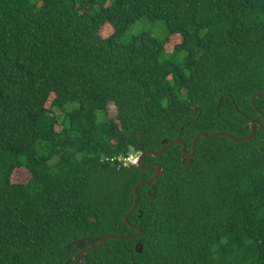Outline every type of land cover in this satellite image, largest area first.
<instances>
[{
  "label": "trees",
  "instance_id": "obj_1",
  "mask_svg": "<svg viewBox=\"0 0 264 264\" xmlns=\"http://www.w3.org/2000/svg\"><path fill=\"white\" fill-rule=\"evenodd\" d=\"M262 91L264 0H0V264H65L74 241L131 235L151 172L129 157L245 137ZM182 158L145 157L163 173L154 196L138 189L141 235L90 264H264V130Z\"/></svg>",
  "mask_w": 264,
  "mask_h": 264
},
{
  "label": "water",
  "instance_id": "obj_2",
  "mask_svg": "<svg viewBox=\"0 0 264 264\" xmlns=\"http://www.w3.org/2000/svg\"><path fill=\"white\" fill-rule=\"evenodd\" d=\"M262 97H264V91H262L261 93L253 94L251 96V105H252L253 109L256 111V113L260 116L261 120L255 119V120H252L249 122V124L247 126V129L249 130V135H247L245 137L235 138V137H233L227 133H217V134H212V135H207L205 133H199L194 137V139L192 141L190 153H186L185 144L179 138H177L174 141H171L169 143L167 140L162 141V145H164V146L156 152L146 151L144 153H140L131 164L133 166L138 167L140 170L146 171V172H149L150 170L154 169V174L151 176V178L149 180L144 181V182H140L135 186L134 192H133V194H134L133 198L134 199H133L132 207H131L130 211L124 217L125 224L127 225V227L131 228L134 231V233L132 235H129V236L103 235V236H100L97 238H86V239L74 241L66 247V250H70L71 247H74L77 250H80V252L77 253L73 259H70L65 264H71L72 262H74V264H80V263L90 264L85 255L99 250L107 240L124 242V241H129V240H133L135 238H138L141 235L142 231L140 228L132 226L128 223V218L135 211V209L137 208V205H138V199H139L138 189L142 186H150V189L153 192L152 196H154L156 189H157V185H158L157 179L163 173V169H162L160 164H152V165H148V166H143L142 161L145 159V157L149 156L151 158L156 159V158L160 157L163 153H165L167 150H169L170 148H172L174 146H180L181 152L184 155V157L192 159L194 157L195 147H196V144H197L199 138L214 139V138L224 137V138H227L230 141L236 142V143L243 142V141H251L255 137L256 128H258L260 130H264V114H262L255 106V100L260 99ZM188 164L190 165L191 163H188ZM188 164L183 165V166L186 167V166H188ZM139 216H141V214ZM85 246H89V248L84 250L83 248ZM142 250H143V246L140 242H138L135 246V252L140 254V253H142Z\"/></svg>",
  "mask_w": 264,
  "mask_h": 264
},
{
  "label": "rangeland",
  "instance_id": "obj_3",
  "mask_svg": "<svg viewBox=\"0 0 264 264\" xmlns=\"http://www.w3.org/2000/svg\"><path fill=\"white\" fill-rule=\"evenodd\" d=\"M158 26L161 27V33H160V28L158 27V33L162 34L164 33L166 35V29L163 25V23H160ZM148 26H141V25H135L133 26L131 29H129V31L127 32V35L130 36L131 34H134V33H137V32H140L142 29H147ZM156 34V32H155ZM163 37V36H161ZM175 42H172L171 43V46L169 45L167 47V50L170 52L172 50V46L174 45ZM107 111H108V117L111 119V120H114L115 119V116H116V112H115V108L112 106V105H108L107 107ZM139 154H133L129 157V159L125 162V163H132L136 157L138 156ZM30 179V175L28 173L27 170H25L24 168L23 169H19V170H16L12 176V182L14 184H26Z\"/></svg>",
  "mask_w": 264,
  "mask_h": 264
},
{
  "label": "flooded vegetation",
  "instance_id": "obj_4",
  "mask_svg": "<svg viewBox=\"0 0 264 264\" xmlns=\"http://www.w3.org/2000/svg\"><path fill=\"white\" fill-rule=\"evenodd\" d=\"M254 120H255V119H254ZM260 120H261V118H260ZM191 146H192V145H191ZM185 150H186V146H185ZM190 152H191V149H190V151H186V153H190ZM182 155H183V154H182ZM185 160H188V162L185 163ZM190 161H191V158H186V157H184V155H183V158L181 159V164H182V165H187L188 163H191ZM142 163H143V161H142ZM152 164H159V163H158V162H152V163H150L149 165H152ZM147 166H148V165H147ZM188 166H189V164H188ZM186 167H187V166H186ZM145 172H146V171H145ZM150 172H151V173H150ZM147 173H150V175H149V179H150L151 176L154 174V169L150 170V171L147 172ZM149 179H148V180H149ZM149 187H150V186H149ZM146 192H147V194H149V193H148V190H147ZM135 211H137L138 213H140V210L137 209V208L135 209ZM135 211H134V212H135ZM134 212H133V213H134ZM133 213H132V214H133ZM132 214H131V215H132ZM138 217H140V216H138ZM128 223H129V222H128ZM129 224L132 225V226L138 227V226L135 225V224H132V223H129ZM138 228H140V227H138ZM130 229H131V228H130ZM131 230H132V229H131ZM132 231H133V230H132ZM133 233H134V231H133ZM133 233H132V234H133ZM132 234H131V235H132ZM137 243H138V242H137ZM137 243H136V244H137ZM136 244H135V246H136ZM135 246H134V250H135ZM88 248H89V246H85L83 249L85 250V249H88ZM79 252H80V250H77V252H76V253H75L70 259H73L74 256H75L77 253H79ZM87 255H88V254H87ZM87 255H85V256H87ZM86 258H87V257H86ZM70 259H68L67 261H69ZM67 261H66V262H67ZM71 264H74V262H72ZM80 264H83V263H80Z\"/></svg>",
  "mask_w": 264,
  "mask_h": 264
}]
</instances>
